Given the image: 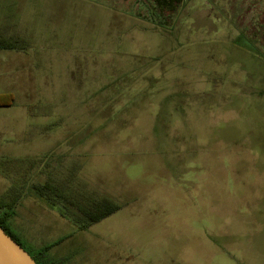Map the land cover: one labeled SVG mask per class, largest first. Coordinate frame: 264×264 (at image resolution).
Instances as JSON below:
<instances>
[{
	"label": "rangeland",
	"instance_id": "1",
	"mask_svg": "<svg viewBox=\"0 0 264 264\" xmlns=\"http://www.w3.org/2000/svg\"><path fill=\"white\" fill-rule=\"evenodd\" d=\"M162 20L0 0V37L30 46L0 49V199L21 193L0 215L34 257L60 238L64 264H264V0ZM50 173L121 208L80 229L34 192Z\"/></svg>",
	"mask_w": 264,
	"mask_h": 264
},
{
	"label": "trees",
	"instance_id": "2",
	"mask_svg": "<svg viewBox=\"0 0 264 264\" xmlns=\"http://www.w3.org/2000/svg\"><path fill=\"white\" fill-rule=\"evenodd\" d=\"M144 1L150 6L153 18L157 22L162 23V17L165 15V12H174L183 0H153L154 3L150 2V0ZM2 38L3 37H0V49H27L30 47L27 43H24V41H21L17 37L8 38V40ZM24 161L27 162L26 160ZM29 163L31 167H34L37 164L36 160H29ZM57 168L53 167L48 170L60 169ZM34 190L39 197L46 198L52 206L58 207L60 214L73 223H76L80 229H86L93 224L100 222L121 208L120 204L107 197L96 199L87 198L88 196H84L85 194H82L83 191L81 189H74L70 186L68 187V185L62 183V181L57 179L52 173H50L49 178L44 184H36ZM20 194V192H17L10 202H7L5 198H1L0 209L5 208V210H7L16 207ZM14 213L15 212H12L11 215ZM11 215L9 214V211L0 215V226L8 235L25 248L24 243L19 236L9 227L8 221ZM61 241L62 240L60 239L53 244L41 248L36 253L37 258L33 255L31 256L37 264H64V260H49V258H47V252L55 245L61 243Z\"/></svg>",
	"mask_w": 264,
	"mask_h": 264
},
{
	"label": "water",
	"instance_id": "3",
	"mask_svg": "<svg viewBox=\"0 0 264 264\" xmlns=\"http://www.w3.org/2000/svg\"><path fill=\"white\" fill-rule=\"evenodd\" d=\"M0 264H37L31 254L0 226Z\"/></svg>",
	"mask_w": 264,
	"mask_h": 264
},
{
	"label": "crops",
	"instance_id": "4",
	"mask_svg": "<svg viewBox=\"0 0 264 264\" xmlns=\"http://www.w3.org/2000/svg\"><path fill=\"white\" fill-rule=\"evenodd\" d=\"M10 224V223H9ZM12 229L14 230V232L17 234L18 233V231L15 229V227H14V225L12 226ZM57 240H60V238H58V239H56V241ZM55 240H54V242H56ZM52 243H53V241H52ZM49 244H51V243H44L40 248H38V251L41 249V248H43V247H45V246H47V245H49ZM56 247L57 246H54V247H52L48 252H47V258H49V260H64L65 258H66V256L65 257H60V256H58V249L56 250Z\"/></svg>",
	"mask_w": 264,
	"mask_h": 264
}]
</instances>
